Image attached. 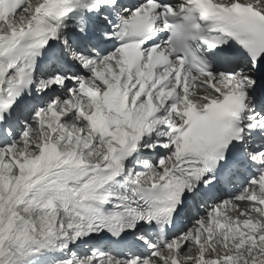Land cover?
<instances>
[{
  "label": "snow or ice",
  "instance_id": "1",
  "mask_svg": "<svg viewBox=\"0 0 264 264\" xmlns=\"http://www.w3.org/2000/svg\"><path fill=\"white\" fill-rule=\"evenodd\" d=\"M0 264H264V0H0Z\"/></svg>",
  "mask_w": 264,
  "mask_h": 264
}]
</instances>
